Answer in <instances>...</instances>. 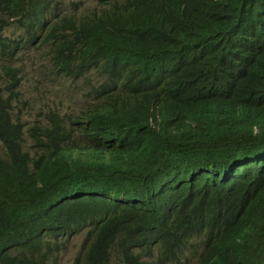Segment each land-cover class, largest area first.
<instances>
[{
    "label": "trees",
    "instance_id": "16d2710c",
    "mask_svg": "<svg viewBox=\"0 0 264 264\" xmlns=\"http://www.w3.org/2000/svg\"><path fill=\"white\" fill-rule=\"evenodd\" d=\"M78 3L0 0V264H264V0Z\"/></svg>",
    "mask_w": 264,
    "mask_h": 264
},
{
    "label": "rangeland",
    "instance_id": "374dc122",
    "mask_svg": "<svg viewBox=\"0 0 264 264\" xmlns=\"http://www.w3.org/2000/svg\"><path fill=\"white\" fill-rule=\"evenodd\" d=\"M54 2H59V3H64L62 6L63 9L66 10H77L79 14H84L85 10L87 9V4L86 3H78V2H83L84 0H53ZM71 2H74L78 4V7L72 8ZM23 31L21 28H18L17 26H10L8 27L5 32L4 36L12 38V37H17L19 34H22ZM29 64V63H28ZM35 66L29 67L27 69V74H31L34 70ZM27 104L24 109L21 110V115L27 119L28 114L32 112V109H37L40 106V98L38 93L30 92L27 96ZM68 105L71 104V101L67 102ZM33 117V116H31ZM84 242V237H80L78 239H75L74 241L71 242L70 248L67 250H62L58 256H57V264H76V258L81 251V248L83 246Z\"/></svg>",
    "mask_w": 264,
    "mask_h": 264
},
{
    "label": "clouds",
    "instance_id": "9594fccd",
    "mask_svg": "<svg viewBox=\"0 0 264 264\" xmlns=\"http://www.w3.org/2000/svg\"><path fill=\"white\" fill-rule=\"evenodd\" d=\"M30 62H31V59L30 58H20L19 60H17V62H15V65L16 64H18L17 65V67H23V70L25 71V72H27V69H29V64H30ZM29 63V64H28ZM33 73H35L34 72V70H33V72L31 73V74H27V73H25L24 74V76H23V79L25 80V79H33ZM32 85H34V84H32ZM31 86V85H30ZM29 87H26V89H28ZM24 92V91H23ZM29 93H27V92H24V96H27Z\"/></svg>",
    "mask_w": 264,
    "mask_h": 264
}]
</instances>
